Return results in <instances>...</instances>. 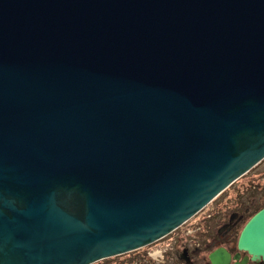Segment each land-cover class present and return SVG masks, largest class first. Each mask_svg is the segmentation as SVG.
<instances>
[{"label": "water", "instance_id": "95a60500", "mask_svg": "<svg viewBox=\"0 0 264 264\" xmlns=\"http://www.w3.org/2000/svg\"><path fill=\"white\" fill-rule=\"evenodd\" d=\"M263 159L264 0H0V264L136 251Z\"/></svg>", "mask_w": 264, "mask_h": 264}, {"label": "flooded vegetation", "instance_id": "af4514ba", "mask_svg": "<svg viewBox=\"0 0 264 264\" xmlns=\"http://www.w3.org/2000/svg\"><path fill=\"white\" fill-rule=\"evenodd\" d=\"M249 190L247 186L244 191L236 193V198L225 202L227 204L224 206H214L206 211L202 209L170 234L153 242H161L160 255L145 252L150 257L143 259L142 263L213 264L210 256L216 255L219 260L222 256L225 262L219 261L218 264H264L262 257L238 248V237L244 225L264 207L257 208L258 197L250 196ZM192 219H197V222L186 229L184 225L192 222Z\"/></svg>", "mask_w": 264, "mask_h": 264}, {"label": "rangeland", "instance_id": "374dc122", "mask_svg": "<svg viewBox=\"0 0 264 264\" xmlns=\"http://www.w3.org/2000/svg\"><path fill=\"white\" fill-rule=\"evenodd\" d=\"M253 183H255V185H256V189L254 190L256 192L254 194L253 192L248 191V193H250V196H252L254 194L255 197H258V200H259L258 205L259 206H257V208L259 209V207L262 204H264V159L262 161H260L259 163H257L256 166L249 169L245 175L236 179V181L233 182V184H231L223 192H221L219 194V196H217L212 202H210V204H207L206 207L203 208V210L204 211L209 210L211 208H214V206L215 207L224 206L225 204H227L225 202H228L229 200L236 198L235 197L236 193L238 194L241 191H244L245 189H247V186L250 187L249 185L253 184ZM248 189H250V188H248ZM196 220L197 219H192V222L184 225V226H186V229L187 228L189 229V227L192 226L191 224L193 222H195ZM160 246H161V242H159L157 244L155 243L152 245H148V247H145L142 249L140 248L135 253L145 254V252H146L147 254H156V253L159 254L160 251H162V247H160ZM127 257H129V255L122 254V255H117L115 257H112V258L103 259L101 261L94 262L92 264H147L145 262L142 263L141 260L148 258L150 256L145 255L144 257L143 256L140 257L138 260H134V261H130V262H127Z\"/></svg>", "mask_w": 264, "mask_h": 264}, {"label": "trees", "instance_id": "16d2710c", "mask_svg": "<svg viewBox=\"0 0 264 264\" xmlns=\"http://www.w3.org/2000/svg\"><path fill=\"white\" fill-rule=\"evenodd\" d=\"M249 186H250V187H248V188H250L249 191H251V192H253L255 194V192H256V191H254L256 189L255 183L250 184ZM263 206H264V204H262L260 207H263ZM135 252H137V251L126 253V255H129V257H127V262L138 260L140 257H142V256L144 257L145 256V254L135 253Z\"/></svg>", "mask_w": 264, "mask_h": 264}]
</instances>
